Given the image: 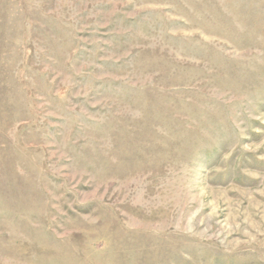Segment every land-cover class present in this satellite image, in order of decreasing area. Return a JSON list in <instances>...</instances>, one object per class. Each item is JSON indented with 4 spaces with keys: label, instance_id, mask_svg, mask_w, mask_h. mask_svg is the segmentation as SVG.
Returning a JSON list of instances; mask_svg holds the SVG:
<instances>
[{
    "label": "rangeland",
    "instance_id": "obj_1",
    "mask_svg": "<svg viewBox=\"0 0 264 264\" xmlns=\"http://www.w3.org/2000/svg\"><path fill=\"white\" fill-rule=\"evenodd\" d=\"M0 264H264V0H0Z\"/></svg>",
    "mask_w": 264,
    "mask_h": 264
}]
</instances>
